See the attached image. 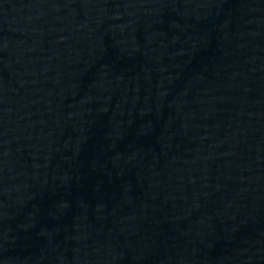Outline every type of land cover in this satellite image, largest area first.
Segmentation results:
<instances>
[{"label":"water","instance_id":"1","mask_svg":"<svg viewBox=\"0 0 264 264\" xmlns=\"http://www.w3.org/2000/svg\"><path fill=\"white\" fill-rule=\"evenodd\" d=\"M0 264H264V0H0Z\"/></svg>","mask_w":264,"mask_h":264}]
</instances>
